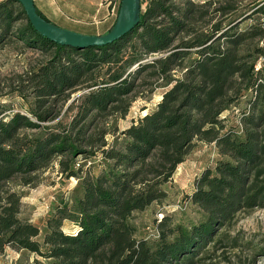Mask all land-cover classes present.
Returning a JSON list of instances; mask_svg holds the SVG:
<instances>
[{"label":"trees","instance_id":"1","mask_svg":"<svg viewBox=\"0 0 264 264\" xmlns=\"http://www.w3.org/2000/svg\"><path fill=\"white\" fill-rule=\"evenodd\" d=\"M222 1L141 0L134 30L79 49L42 37L17 0H0V48L19 43L43 55L15 89L28 116L0 112V252L25 250L48 264H197L212 244L236 248L227 235L236 219L264 209V62L257 68L264 4L236 17L235 5ZM155 88L162 91L153 109L121 133L118 146V139L108 144L106 120L125 119L140 92L147 97ZM77 92L73 120L46 125L59 116L56 105ZM247 94L239 129L226 126L222 116ZM199 142L214 143L225 159L188 196L198 223L167 229L163 222L158 241L138 240L134 214L166 199L163 186ZM96 153L104 169L83 177L82 197L56 206L41 244L40 229L20 218L22 196L11 185H33L55 161L63 176L75 177L76 159ZM65 222L76 231L65 233Z\"/></svg>","mask_w":264,"mask_h":264},{"label":"rangeland","instance_id":"2","mask_svg":"<svg viewBox=\"0 0 264 264\" xmlns=\"http://www.w3.org/2000/svg\"><path fill=\"white\" fill-rule=\"evenodd\" d=\"M222 2L225 4V0ZM36 3L50 20L61 25L60 28L102 36L107 30V27L104 28L105 24H111L117 19L119 0H36ZM230 4L235 5L237 12L234 16L239 17L259 4H264V0H230ZM113 8H115L114 11H112ZM261 16V14L253 16L254 18L244 22L241 27L251 25ZM42 60L43 55L40 52L28 49L23 44L9 43L0 48V107H2L0 112L2 117L15 113L28 116V104L18 96L15 89L18 78L24 76L29 69ZM155 89V93L148 94L147 97V92L144 91V94L140 92L125 119L106 120L108 124L105 127L109 131L106 137L108 144L112 145L118 139V146L121 143V133L153 109L160 100L159 94L162 91L159 88ZM81 94L82 92H77L71 95L65 103L57 104L59 116L46 125H55L61 121L67 124L73 120L76 111L72 105ZM249 99L250 94H247L236 109L232 108L222 116V119H226V126L239 129L238 116L247 108L246 102ZM104 122L100 123V127ZM115 129L117 131L114 133ZM224 159L219 155L214 143H197L186 161L178 166L171 181L163 186L167 195L166 199L159 204H153L144 212L134 214L132 223L136 227V238L151 243L158 241L161 233L159 225L163 222L167 229H175L178 226L188 228L197 224L200 214L197 208L190 204L188 196L194 190L196 179L206 169H213L219 160ZM106 164L107 162L100 153H96L89 159L80 156L75 163L76 176L67 178L62 175L60 166L55 161L49 169L36 177L33 185L24 187L17 181L11 185L14 191L22 196L20 218L40 229L38 242L43 243L44 236L48 232L47 221L55 212L56 206L82 197L83 177L86 174L98 175ZM63 231L72 234L76 228L71 223L65 222ZM227 235L237 239L236 248L218 247L214 249L212 244L208 247L209 254H200L196 259V261L200 260L197 264H264V209L240 215ZM0 264H48V261L28 251H18L7 247L0 252Z\"/></svg>","mask_w":264,"mask_h":264},{"label":"water","instance_id":"3","mask_svg":"<svg viewBox=\"0 0 264 264\" xmlns=\"http://www.w3.org/2000/svg\"><path fill=\"white\" fill-rule=\"evenodd\" d=\"M37 33L62 46L86 49L110 45L134 30L140 23L141 0H122L116 22L111 31L103 36H90L69 31L45 20L37 12L34 0H17Z\"/></svg>","mask_w":264,"mask_h":264},{"label":"crops","instance_id":"4","mask_svg":"<svg viewBox=\"0 0 264 264\" xmlns=\"http://www.w3.org/2000/svg\"><path fill=\"white\" fill-rule=\"evenodd\" d=\"M34 3H35V6H36V8L51 22V23H53V24H55V25H57V26H61V25H59L58 23H55V22H53L52 20H50L39 8H38V5H37V3H36V0H34ZM114 9L115 8H113L112 9V11H114ZM65 29H68V30H71V29H69V28H65ZM71 31H75V30H71ZM75 32H77V31H75ZM78 33H82V32H78ZM82 34H86V33H82Z\"/></svg>","mask_w":264,"mask_h":264},{"label":"built area","instance_id":"5","mask_svg":"<svg viewBox=\"0 0 264 264\" xmlns=\"http://www.w3.org/2000/svg\"><path fill=\"white\" fill-rule=\"evenodd\" d=\"M261 45H262V47H264V41L262 42V44H261ZM263 62H264V60H263V59H260V60H259V63H258V66H257V68H258V69H260V68H261V66H262Z\"/></svg>","mask_w":264,"mask_h":264}]
</instances>
